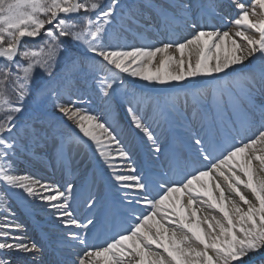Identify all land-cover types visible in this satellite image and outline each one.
<instances>
[{"label":"snow or ice","instance_id":"snow-or-ice-1","mask_svg":"<svg viewBox=\"0 0 264 264\" xmlns=\"http://www.w3.org/2000/svg\"><path fill=\"white\" fill-rule=\"evenodd\" d=\"M232 3L237 10V17L231 22L237 29L234 33L201 28L189 38L162 46L129 48L102 43L121 0H0V189L20 190L25 199L46 205V210L66 228L92 226V219L81 223L74 216V185H64L62 190L60 185L16 173L15 155L23 139L17 116L25 111V101L32 95L35 71L39 69L53 79L59 75L57 60L67 50L61 44L66 39L98 58L96 63L107 70L108 75L98 80L104 97L110 96L115 83H123L125 75L158 85L198 77L223 78V74L246 65L253 57L259 62V79L264 86V0ZM179 7L187 20L188 6ZM82 12L95 15L80 17ZM158 16L163 24L173 19L166 9ZM69 17L82 19L83 27ZM192 27L196 29L195 24ZM42 35L46 39L39 48L22 47L26 39L36 40ZM242 80L249 87H242L240 95L250 97L253 76L244 75ZM44 91L40 89L39 93ZM225 95L233 106H239L238 97L218 91V107L226 103ZM56 106L94 145L113 180L126 190L128 204L133 209L137 205L148 209L133 216L135 223L119 225L97 245L89 247L84 234H72V240L85 246V252L74 264H253L255 256L264 261V123L218 156L203 154V160L208 161L205 167L167 186L157 185L153 193L147 180L125 174L135 173L136 168L107 119L76 108L75 102L67 107ZM127 112L134 127L159 153L157 138L151 127L142 122L144 118L133 107H128ZM245 123L249 128L254 126L250 121ZM195 144L200 145L201 140L196 139ZM62 151L63 146L57 149L58 153ZM128 192L135 195L129 196ZM93 204L90 202L88 207ZM14 218L5 193L0 191V264H11L9 252L39 251L25 236L13 235L21 231Z\"/></svg>","mask_w":264,"mask_h":264},{"label":"rangeland","instance_id":"rangeland-1","mask_svg":"<svg viewBox=\"0 0 264 264\" xmlns=\"http://www.w3.org/2000/svg\"><path fill=\"white\" fill-rule=\"evenodd\" d=\"M241 2H246V0H241ZM181 5L188 6L187 20L183 18V10L179 7ZM203 8L207 14L202 11ZM163 9H166L168 15L173 19L180 20V24L189 27L186 32L185 29L168 24L167 27L170 31L177 32L172 35L173 38L170 41L189 38L195 30L201 28L207 30L214 27L233 33L237 30L231 23L237 17V12L224 18L222 14L212 10L211 0H121L118 14L114 17L113 24L109 26L110 31L107 32L102 43L110 42L114 46L129 48L148 47L140 39L144 37V28L150 27L151 29V26H143L144 21L142 22V20L158 19V13ZM122 11L126 14L125 19L119 16ZM85 15L94 16L95 13L82 12L79 14L80 17ZM129 16L132 17L131 20ZM77 20L80 27H83V20L79 17ZM189 20L195 23H191L192 21ZM193 24L196 25V29L192 27ZM61 44H64L67 50L60 53L57 60L56 72L59 75L54 79L48 78L41 70L37 69L31 84L32 95L25 101V111L17 116L23 139L20 142L21 147L15 155L14 167L19 175H27L47 184L60 185L62 190L64 185L69 183L74 185L71 207L75 218L81 223L92 219L94 223L88 229L66 228L61 221L54 218L51 211L46 210V205L32 201L30 198L25 199L21 192L18 193L19 190L9 192L6 188L0 189L5 193L8 208L15 213V223L21 226V231L13 233V235H23L28 242H34L39 248V251L31 253H7L11 264H18L16 258L23 256H26L23 260L25 264H68L63 257L68 256L65 243L72 240L70 238L72 234H87L85 238L89 242H94L101 238L97 229L100 226L98 224L100 218L109 216L108 224L111 228L115 221L118 223L117 226L130 223L127 218L130 211L124 206L128 203L125 194L118 195L114 190L115 187L124 188L113 180L94 145L83 138L74 123L59 112L57 104L67 107L75 102L76 108L86 109L94 114L99 113L102 119H107L112 125L123 146L127 141L129 149L125 147V151L129 156L135 155L139 164L143 158V150H145L147 160L141 166V174H143L139 177L142 181L151 182L152 187L159 183L154 179L149 180L151 178L149 173H155L160 169L164 154L162 149L171 145L173 140L169 138L172 135L175 137V141L177 139L185 141L186 146L191 147V152L200 158L197 155L200 152L194 145L195 140L199 139L200 132H203L204 128H216L214 123L216 119L213 118L216 117V111L222 108L226 112L235 110L233 104L229 102L228 95L224 97L226 103L221 107L217 106L215 98L218 91L231 93L238 97L239 104L243 106L242 108L240 105L237 107L238 112H244L246 109L243 116H251L249 104L245 102L247 97L240 95L242 87H249L247 81L242 80V77L247 74L253 76L255 83L251 87V91L252 88L257 89L261 84L260 65L256 66L258 60L253 57L246 62V65L241 66L245 70L244 73L241 72L229 81L226 77H198L183 83L158 85L125 75L122 77L123 83L121 84L119 81L115 83L110 91V96L104 97L98 89V80L107 76L108 73L104 67L96 63L98 58L71 45L69 40L62 39ZM41 45L24 47L36 49ZM173 54H175L174 49ZM40 89L45 90L43 94L39 93ZM8 94L15 102V96L11 91H8ZM256 97L258 96L256 95ZM136 101H141V103L137 104ZM260 104L264 105V100L260 99ZM128 107H133L137 115L143 118L149 111L158 114L157 118L156 116L153 118H156L153 120L154 124H161L160 126L167 130L166 134L165 132L163 134H160L162 132H153L157 138V144L162 150L159 154L153 151L151 142L144 134L134 127L127 112ZM42 108L51 111V115L45 116L39 113L38 110L41 111ZM192 108L196 109L194 113H191ZM148 117L147 121L143 119L142 122L152 129L153 123L150 120L152 118ZM257 118L264 119V116L260 113ZM230 123H236L234 117H231ZM254 123L259 124L258 120H254ZM33 132L36 135H33ZM61 146H63L62 154L57 152ZM146 163L149 170H146ZM197 163L199 166L200 163ZM201 163L205 162L201 161ZM132 164L134 166L133 162ZM180 164L185 165L182 162ZM155 166L158 168L156 169ZM36 171H39V174ZM125 174L134 175L133 173ZM162 175L165 178L167 176L165 173ZM127 195L134 196L135 193L128 192ZM93 201V206L88 207V204ZM135 210V215L148 211L142 205H137ZM114 212L117 216L120 214L123 216L120 219H115ZM115 230L116 228L109 230L110 234L107 238ZM75 242L78 243V241ZM45 252L47 256L44 255Z\"/></svg>","mask_w":264,"mask_h":264},{"label":"bare ground","instance_id":"bare-ground-1","mask_svg":"<svg viewBox=\"0 0 264 264\" xmlns=\"http://www.w3.org/2000/svg\"><path fill=\"white\" fill-rule=\"evenodd\" d=\"M123 13V12H122ZM121 17H124V16H122L121 15ZM172 22V21H171ZM168 24H171L170 22H168L166 25H168ZM256 66H259V62L256 64ZM244 69L241 67V66H238V68L236 69V70H229V73H225L224 75H223V78H225L226 77V79H228V81L229 80H231V78H235V77H237L238 76V74H240L241 72H243L244 73ZM262 89L264 90V86H262V85H260V91H262ZM252 100V99H251ZM251 100H250V102H251ZM161 129H163V127H160L159 126V124H152V130L153 131H155V132H159ZM224 146V145H223ZM124 148L126 147V148H128V146H127V142H125V144H124V146H123ZM222 150H220L219 152H221ZM189 151L188 150H185V151H181V153H182V155H185L186 153H188ZM199 152L200 153H197V155L198 156H201L202 155V159L201 160H203V154H205L204 152H202V150H199ZM211 153V152H210ZM210 153H208V154H210ZM142 154H144V152L142 153ZM134 161V160H133ZM134 164H135V166L136 167H139V164L137 163V162H135L134 161ZM166 171V170H165ZM166 172H168V174L169 175H173V176H176V174H178L177 172H176V169H172V170H167ZM167 178H169V176H167ZM20 191V190H19ZM18 191V192H19ZM21 192V191H20ZM16 260H17V262H18V264H25L24 262H23V260H24V257H20V258H16Z\"/></svg>","mask_w":264,"mask_h":264},{"label":"water","instance_id":"water-1","mask_svg":"<svg viewBox=\"0 0 264 264\" xmlns=\"http://www.w3.org/2000/svg\"><path fill=\"white\" fill-rule=\"evenodd\" d=\"M27 43H30V42H27Z\"/></svg>","mask_w":264,"mask_h":264}]
</instances>
